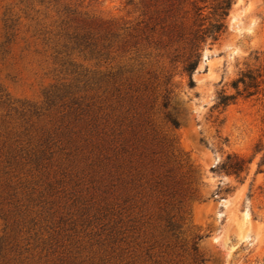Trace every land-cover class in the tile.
Wrapping results in <instances>:
<instances>
[{
  "label": "rangeland",
  "instance_id": "374dc122",
  "mask_svg": "<svg viewBox=\"0 0 264 264\" xmlns=\"http://www.w3.org/2000/svg\"><path fill=\"white\" fill-rule=\"evenodd\" d=\"M214 3L0 0V264H264V0Z\"/></svg>",
  "mask_w": 264,
  "mask_h": 264
},
{
  "label": "trees",
  "instance_id": "16d2710c",
  "mask_svg": "<svg viewBox=\"0 0 264 264\" xmlns=\"http://www.w3.org/2000/svg\"><path fill=\"white\" fill-rule=\"evenodd\" d=\"M233 0H215V3L212 5V11L210 15L207 16L205 19H208V23L205 26L204 22L201 24L204 25L202 30H199L196 33L195 39L204 41L207 37H209L213 42L217 41L225 32L226 24H225V17L228 13V9L231 6ZM202 8L198 7L196 12L198 15L201 14ZM194 69V64L190 63L186 70L190 74V84L192 83L191 73ZM264 74L258 68L255 70L247 69L232 82V86L235 89V94H226L221 92L218 96V101L216 106H227L230 102L236 99L237 96H244L250 97L257 94L259 91L264 90L262 84H264ZM173 124L178 125L176 120H173ZM230 167L234 170L235 173H239L243 170V162L236 161L235 163L231 164Z\"/></svg>",
  "mask_w": 264,
  "mask_h": 264
}]
</instances>
